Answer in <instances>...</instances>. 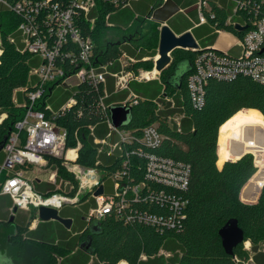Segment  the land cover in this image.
<instances>
[{
  "label": "trees",
  "instance_id": "obj_1",
  "mask_svg": "<svg viewBox=\"0 0 264 264\" xmlns=\"http://www.w3.org/2000/svg\"><path fill=\"white\" fill-rule=\"evenodd\" d=\"M221 1L209 0V9L205 10L207 19L215 28L237 37H242L250 27L255 10L258 12L257 16L264 14V0H243L245 7L237 10L235 16L245 21V28L238 30L231 21H227L232 15L233 2ZM112 10L114 9L110 5L99 2L93 28L83 24L84 34L89 35L94 43L93 53L98 56V61L116 59L125 51L136 56L134 62L124 66L125 70L137 71L141 67L151 69V57L156 53L158 41V23L146 22L142 18L135 20L137 33L143 27L142 24H146V31L141 36V47L135 53L126 44L119 46L116 43L102 42V34L107 30L105 15ZM210 13L214 14L212 18ZM232 18L234 16L231 20ZM18 21L16 14L0 6V113H6L0 121V141L24 114V109L14 104L13 92L30 85L29 69L39 62L38 57L20 51V38L13 32ZM9 33H12L15 42L7 39ZM147 49L151 51L146 52ZM227 52L233 53L231 49ZM171 55L173 60L161 73L159 83L166 95L173 97L177 94L173 108H168V104L166 109H157L156 97L160 93L158 80L148 84L134 83L133 88L143 97H138L137 102L131 106V121L123 127L133 134V141L127 147L125 166L122 165V158L98 152V145L93 144L89 127H93V133L99 138L105 136L108 127L97 105L98 92L91 85L86 82L78 83L73 87L72 96L67 95L60 102L61 104L70 97L75 100L55 121L57 126L66 131L65 147H75L79 141L76 162L81 166L97 165L106 170V173L123 169L124 179L136 183L144 178L145 159L140 152L149 151L182 161L190 169L187 187L180 193L186 199V204L178 228L156 230L137 222L124 223L111 214H106L100 220L90 222L97 223V232L93 234L91 248L88 249L89 254L94 257L90 264H117L119 260H125L127 264H244L249 259V252L243 244L245 241L250 243L253 262L264 264V183L258 196L254 188L264 180V162L245 185L256 171L258 159L264 160V84L242 74L228 80L211 78L205 84L203 105L194 108L189 101L186 79L192 71L195 52L174 49ZM145 56L150 58L143 59ZM184 59L189 61L190 68L181 76L179 87L167 84L166 79L175 63ZM117 69L115 66L113 70ZM16 93L20 94L18 91ZM174 112L181 115L178 127H171L168 122V116ZM148 124H154L162 135L161 143L156 148H147L139 141L143 127ZM240 132L242 139L237 138ZM228 138H236L228 141L230 154L248 152L239 158L230 157L226 151ZM250 152L257 156L255 164L254 155ZM46 158L48 164H54L58 168L57 180L62 178L60 190L73 194L76 187L69 189V185L76 184V180L61 166L62 159L51 156ZM230 158L234 160H227ZM96 160H99L98 164H95ZM51 169L53 168L46 173ZM255 193V197L248 202L240 199H246ZM86 197L83 196L80 200H85ZM90 200L94 206V199ZM9 206L10 202L7 203V207ZM140 207L158 212L152 205ZM60 215L69 214L62 209ZM231 217L238 220L244 231V238L234 248L233 254L228 255L221 246L217 231ZM44 230L46 232L43 233L38 230L28 232L26 237H23L25 230L15 233L19 237L14 240L13 256L19 264H57L56 252L61 246L38 241L42 234V239L53 238L50 224H46ZM88 233L89 230L86 229L76 234L70 246L73 248L75 241L83 239ZM60 234L65 236L61 231ZM260 244L263 245L262 248L259 247ZM161 248L171 251V255H158ZM89 254L78 249L63 264H87ZM141 254L146 255L145 260L140 259Z\"/></svg>",
  "mask_w": 264,
  "mask_h": 264
},
{
  "label": "built area",
  "instance_id": "obj_2",
  "mask_svg": "<svg viewBox=\"0 0 264 264\" xmlns=\"http://www.w3.org/2000/svg\"><path fill=\"white\" fill-rule=\"evenodd\" d=\"M131 0H0V6L11 10L19 18L13 32L20 38L21 52L38 57L39 62L29 69L28 78L32 82L27 87L14 90L22 93L23 102L12 96L16 106L24 109L23 116L15 121L5 143L2 146L4 159L0 164V194L9 196L11 213L17 209L40 206L57 209L64 204H75L83 196L94 199V206L89 208L85 220H100L106 214L124 223L137 222L154 227L156 230L176 229L183 217L186 199L181 192L186 189L189 180V165L154 152L141 151L144 156V178L139 182H128L124 171L116 169L106 173L97 165L83 167L76 162L79 141L75 147H65L66 131L56 125V118L63 114L75 100L68 98L58 109H53L46 102L54 85L65 83L75 76L77 81L86 82L98 92L97 105L103 114L108 131L103 138L93 137V144L98 145V152L107 156L122 158L125 166L128 157L127 147L133 141V134L123 127H113L109 122L108 106L104 102L106 77L114 78L116 89L126 88L131 80H150L155 75L150 70L133 71L120 69L112 71L110 66L118 60L122 66L135 59L122 52L116 59L99 62L93 53L94 43L91 37L83 32V24L94 26L99 2H104L113 9L127 6ZM232 1V15L227 21L233 25H243L244 20L232 21L237 10L244 9L243 0ZM199 23L207 22L206 11L209 0H196ZM254 13L250 27L242 37L236 38L240 45L237 52L229 54L228 48L209 45L197 47L193 58L192 71L186 79V88L192 107L198 108L204 103L205 84L211 78L228 80L239 74L264 84V14ZM110 13V12H109ZM105 15V25L107 17ZM256 14V15H255ZM213 13L209 16L212 18ZM9 33L7 39L14 41ZM263 49V50H262ZM262 50V51H261ZM75 85H71V88ZM101 89V92L99 91ZM138 100L133 94L120 104L132 106ZM168 116V122L169 118ZM181 118V116H180ZM177 119L176 126H179ZM61 130V132L59 131ZM92 136L93 127H89ZM162 135L154 124L145 125L141 131L140 143L147 148L160 145ZM107 143L109 151L100 149ZM71 151V155H69ZM63 154L62 164L66 171L76 180L70 183L73 194L60 190L62 178L57 180V170L49 172L46 183L52 189L41 192L35 187L38 169L48 165L46 156L58 157ZM99 160L95 161L98 164ZM30 171L29 175L26 174ZM111 179L110 192L105 191V181ZM53 185L56 188H53ZM102 185V193L94 191ZM85 199V200H86ZM138 205V206H137ZM154 206L158 212L140 206ZM164 255H168L165 253ZM140 257L144 258L143 254ZM120 263V262H119ZM118 263V264H119Z\"/></svg>",
  "mask_w": 264,
  "mask_h": 264
},
{
  "label": "crops",
  "instance_id": "obj_3",
  "mask_svg": "<svg viewBox=\"0 0 264 264\" xmlns=\"http://www.w3.org/2000/svg\"><path fill=\"white\" fill-rule=\"evenodd\" d=\"M218 2H222L221 0H216ZM169 2L170 8L166 9L165 11H160L163 7V4ZM158 9V14L155 16L153 14L154 10ZM179 16H181V19H179L178 22L175 21V18H179ZM236 18L235 21H241V19L237 18V16H234ZM149 19V21H153V22H157L158 23V30L160 28L161 24H166L170 27V29L175 33V34H180L182 32L185 31H189L193 38L195 39L196 43L198 44V47H205V46H209V45H216V46H221L223 45L225 42V40H230V39H234L235 42L231 43L230 47H228V49H231L232 52H237L238 51V45L236 44V38L237 36H234L232 33L230 32H226L224 30H219L217 28H215V26L209 21L207 20V22L205 23H199V19H198V12H197V6H196V0H131L129 2V4L127 6L121 7V8H117L115 10H112L108 17H107V24L106 27L107 29L113 28V27H120L123 25L129 26L131 25L136 19ZM146 21V20H145ZM148 22V21H147ZM243 26V25H240ZM143 28V27H142ZM196 30H199L196 31ZM203 34L202 38H197L198 35ZM130 40H127L123 43H125L126 45L129 44L128 47H130L132 50L135 51V53H138L139 49L134 48L131 44H130ZM186 50V49H185ZM189 50V49H187ZM125 52V51H123ZM128 56H131L135 59V55H130L128 53H126ZM157 55V54H155ZM155 55L153 56V60L155 58ZM148 56L143 57V59H147ZM117 66V70H113L114 67ZM125 66V65H124ZM124 66H122V64L118 61L115 60L114 63L110 66V69L112 71H118L120 69H124ZM141 69L138 68L137 71ZM154 69V68H152ZM153 80H158L159 79H153L151 78L150 80H131L126 88H122V89H116L115 85H114V78L112 76H107L106 77V83L104 86V90H105V97H104V101L107 100V98H109L107 100V102L105 101V103L107 105L110 104H120V102L122 100H125L126 98H128L129 96L135 94L138 97H143L141 94H139L133 87L128 89V86H130L132 83L135 84H148ZM74 87V86H73ZM72 87V89H73ZM17 92V91H16ZM20 92V91H18ZM52 93V91H51ZM163 93V91H162ZM14 94V92H13ZM165 94V93H164ZM16 95V96H15ZM14 96L17 98L18 102H22L19 100V98L22 96V93L20 92L19 95H17V93L14 94ZM19 96V97H18ZM52 105L55 107L57 104H60L61 101H57L54 100L52 101ZM64 103V102H63ZM63 103H61L60 105H62ZM59 105V106H60ZM58 106V107H59ZM6 116L5 112H1L0 113V121ZM230 139H235V138H228L226 141V151L227 154L230 157H238L241 153H239L238 155H232L228 152V148H227V144L228 141ZM245 152V151H244ZM4 159V153L2 151V148L0 149V164L2 163ZM220 167V166H218ZM40 170H42L43 172H40ZM49 170V167H42L40 169H38V179H40V181H36L35 182V187L36 189H38L41 192H45L46 190L50 189L52 187L51 184L46 183L45 180L48 177V174L46 173ZM53 170V169H52ZM30 171H27L26 174L29 175ZM241 192V191H240ZM257 193V192H256ZM256 193L254 195H252L251 197H248L246 199H242L240 197V199L244 202H248L250 200H252ZM85 202H89L86 200H84ZM10 202V206H11V200L9 198V196L4 195V194H0V217L2 216V214L6 211L9 210L10 206L7 207V203ZM63 208L58 210V213L60 215V211ZM17 210H23V211H29L30 212V217L29 220L26 223H23L22 221L17 222L16 224L14 223V218L17 217ZM15 210V212L10 214V216L12 215L13 219L9 220V223L12 224L14 223V228L15 230H13L12 235L15 234L17 232V229H22V227H24L23 229H25V232L23 233V237H26L28 232H32V231H37L40 233L46 232L45 229V225L46 224H50L53 228V234H52V239H42V236L44 234H42L41 236L38 237V241H44L46 243H52V244H59L61 247L58 249V251L56 252V259H57V264H63L65 262V260L70 257L76 250H82L86 253L89 254L88 249H84V248H80L79 244L82 240L85 239V237L81 240H76L75 241V246L72 248L70 245L73 243L72 239L74 236H76V234H79L81 232H83L84 230L88 229L89 227L92 225L90 223H88L85 220V215L83 216H78L76 218L77 215H68V216H63V217H69L71 218V225L69 228L65 227L63 224H61L60 222L50 219V220H41L38 218L37 216V210H35L34 208H29V209H17ZM34 216V218H31V216ZM9 216V218H10ZM13 221V222H12ZM60 229V230H59ZM60 231L65 235L64 237L60 234ZM245 245V249H249L250 248V243L249 241H245L243 243ZM13 248V246H12ZM61 251H66V255H62ZM160 251H164L165 254L167 253L168 255L165 256H169L171 255L169 253V251H166L165 249L161 248L159 249L158 252ZM253 254V252H252ZM252 254L249 253V259L244 262V264H255L252 260ZM90 255V254H89ZM144 255V254H143ZM145 257L142 258L140 257L141 260H145L146 259V255H144ZM92 258H94L92 255H90V259L88 261L87 264H90L92 262ZM5 261V262H4ZM120 261H124L126 264L127 262L125 260H119L117 262V264ZM0 264H19L17 262V259L13 256V253L10 255L7 253V249L5 247H2L0 245Z\"/></svg>",
  "mask_w": 264,
  "mask_h": 264
},
{
  "label": "water",
  "instance_id": "obj_4",
  "mask_svg": "<svg viewBox=\"0 0 264 264\" xmlns=\"http://www.w3.org/2000/svg\"><path fill=\"white\" fill-rule=\"evenodd\" d=\"M235 28L238 30H241V29H244L245 26H240L239 24H235ZM197 47H198V44L196 43L195 39L193 38L192 34L189 31H185L180 34H175L168 25L162 24L158 30V45H157L156 54H158L159 56L158 58H154V62H153L154 70L156 72H160L170 65L171 63L170 53L172 52V50L174 49L194 50ZM189 68H190V64L188 60L184 59V60L178 61L173 66L171 74L166 79V83L172 85L173 87L178 88L180 85L181 76ZM108 117H109V122L113 127L120 128V127L127 126L130 123L131 118H132L131 106H126L123 104H110L108 106ZM59 131L61 132V130ZM249 133L251 134V132ZM7 135L8 134H6L0 141V149L5 143ZM237 138L242 139V132L239 133V136L237 135ZM246 152L248 151L241 153L237 158H239L242 154ZM227 160H234V159L230 158ZM255 167H256V171L250 177V179L245 183V185L249 183L251 178L254 177V175L257 173L259 168H257L256 165ZM263 173H264V170H263ZM263 183H264V180L261 183V185H258V186L254 185L256 186L254 188L256 189L255 192H257V196L259 194L260 187L262 186ZM101 193H102V185H99V187L94 191V195H99ZM15 210H16V207H13V212ZM12 215L10 216L9 220L13 219ZM37 216L39 219L44 220V221L50 220V219L56 220L67 228H69L71 225V218L63 217L59 215L57 209L55 208L40 206L37 209ZM96 229H97V223L94 222L89 227V233L86 235L85 239L80 242L79 244L80 248H84V249L91 248L92 236L93 234L97 232ZM217 234L220 238L221 246L224 252L228 255L233 254L234 248L237 247L240 243H242L243 238H244V231L239 226L238 220L234 217L227 219L226 222L222 226H220V228L217 231Z\"/></svg>",
  "mask_w": 264,
  "mask_h": 264
},
{
  "label": "rangeland",
  "instance_id": "obj_5",
  "mask_svg": "<svg viewBox=\"0 0 264 264\" xmlns=\"http://www.w3.org/2000/svg\"><path fill=\"white\" fill-rule=\"evenodd\" d=\"M162 7L163 8L160 11H162V10L165 11V8L169 9L170 8L169 2L164 3ZM153 14L156 16L158 14V9L154 10ZM179 19H181V16H179V18L178 17L175 18V21L178 22ZM145 20H146V22L149 21V19H145ZM233 20H236V18L235 17L232 18V21ZM145 25H146L145 23L142 24L143 28L140 29L139 33L135 32V29L137 28L136 27L137 26V21L133 22L131 24V26L130 25L129 26L123 25V26H120V27H113V28L107 29L102 34V42L103 43H116L119 46H123V44H125L123 42H125L127 40H130V41H132V42H130V44L134 48L139 49L141 47V36L146 31ZM196 31L199 32V30H196ZM204 34L205 33H203V34L201 33L200 35L197 36V38L198 39L202 38ZM234 42H235L234 39L225 40V43L223 44V48H226V47L230 46V44L234 43ZM127 45L129 46V44H127ZM157 45H158V41H157ZM239 47H240V45H238V48ZM155 50L157 52V47L155 48ZM150 51H151V49H147L146 52H150ZM148 58H150V57H148ZM151 58H152V68H153L154 60H153V57H151ZM170 58H171V62H172L173 56L171 55V53H170ZM152 68L149 69L150 70L149 74H152L151 71L154 70ZM139 70L147 71V70H145L142 67ZM163 71L164 70H162L160 72H155L154 73L155 76L153 77V79H159V77H160V75H161V73ZM76 81H77L76 77L73 76V77L68 79L63 84L54 85L53 88H52V93L49 96H46L47 104H49L50 107H53V109H58L59 108L58 104L54 107L52 105V103H53L52 101H54V100L63 101V99L67 95L68 96H72L73 89L71 88V85H75ZM31 82H32V79L29 78L28 79V83H31ZM157 82L159 83V81H157ZM159 86H160L159 87V89H160L159 92L160 93L156 97L157 100H158L157 109L158 110L166 109L168 104H169L168 108H173L174 107V99L177 96V94L175 96H173V97H170V96L162 93V85L160 84ZM131 87H134V83H132L130 86H128V89L131 88ZM19 100L23 102V97L21 96L19 98ZM170 116L171 117L169 118V124H170L171 127H175L176 126V121H177V119H180L181 115L177 114L176 112H174ZM92 137H96L94 133H92ZM97 138H99V137H97ZM76 145H77V143H76ZM100 149L103 150V151H109L111 149V146L109 144H107V143H104V144L100 145ZM253 155H254V164H255V162H257V159H256L257 156H255V154H253ZM58 157L61 158L62 161H63V159H64L63 158V154L58 156ZM260 160H262V159H258V162ZM62 161H61V166L65 169L64 165L62 164ZM47 166L49 167V169L50 168H53L55 170L58 169L57 166L54 165V164H48ZM65 171H66V169H65ZM40 172H43V171L40 170ZM53 188H56V186L53 185ZM110 190H111V179H107L105 181V191L106 192H110ZM87 201H89V202H85L84 200H80L79 203L64 204L62 206V208L65 209V212L68 213L69 215L73 216V215L80 214V215L76 216V218H77L78 216L86 215V213L88 212L89 208L93 207V204H92V201L90 200V198H88ZM88 206H89V208L87 209ZM17 212H18L17 213L18 215L13 220L15 224L17 222H20V221H22L23 223H26L29 220V217H30V212L29 211L17 210ZM10 214H11V212H10V210H8V211L4 212L2 214V216L0 217V245L2 247H5L7 249V253L11 255L13 253V250H14V248H12V246L15 245L14 244V240L17 239L19 236L15 235V234H14L15 236L12 235V232H13V230H15V228L13 227L14 223L10 224L9 221H8ZM22 230H25V229H19L18 228L17 232L21 233ZM259 247L262 248L263 245L260 244ZM244 248H246L245 245H244ZM246 250H248V252L250 254H252V251L250 250V248L246 249ZM162 253H164V251L158 252V255L162 254ZM169 253L171 254V251H169ZM61 254L62 255H66V251H61Z\"/></svg>",
  "mask_w": 264,
  "mask_h": 264
},
{
  "label": "bare ground",
  "instance_id": "obj_6",
  "mask_svg": "<svg viewBox=\"0 0 264 264\" xmlns=\"http://www.w3.org/2000/svg\"><path fill=\"white\" fill-rule=\"evenodd\" d=\"M225 42V41H224ZM222 46V48H223V45H221ZM231 46V45H230ZM230 46H228V47H230ZM228 47H226V48H228ZM158 54L157 55H155V58H158ZM156 71L155 70H152L151 71V73L152 74H154ZM69 155H71L72 156V154H71V151H69ZM264 162V160L262 159V160H260L257 164H255L256 166H257V168L260 166V164L261 163H263ZM119 264H126L124 261H120V263Z\"/></svg>",
  "mask_w": 264,
  "mask_h": 264
}]
</instances>
